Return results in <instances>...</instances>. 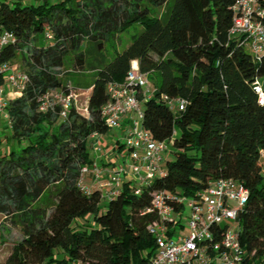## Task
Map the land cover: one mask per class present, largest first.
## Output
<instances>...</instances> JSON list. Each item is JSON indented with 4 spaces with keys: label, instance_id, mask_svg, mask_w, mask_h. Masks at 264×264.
Wrapping results in <instances>:
<instances>
[{
    "label": "trees",
    "instance_id": "1",
    "mask_svg": "<svg viewBox=\"0 0 264 264\" xmlns=\"http://www.w3.org/2000/svg\"><path fill=\"white\" fill-rule=\"evenodd\" d=\"M236 1L1 0L0 33L12 31L16 41L0 47V67L20 55L17 68L29 79L8 93L17 146L0 152V214L23 237L0 264H150V225L162 223L147 211L154 193L196 198L222 177L250 190L238 216L240 264H264V104L256 90L257 80L264 87V56L230 34ZM134 60L154 80L150 97L139 95L143 125L156 140L173 141L172 157L139 194L130 179L115 196L102 187L88 193L79 180L96 162L93 134L112 130L102 115L108 85L123 82ZM72 88L92 89L88 114L74 100L66 117L61 103L41 109L48 93ZM165 95L186 99L185 109ZM124 146L118 141V152ZM170 202L181 215L185 203Z\"/></svg>",
    "mask_w": 264,
    "mask_h": 264
},
{
    "label": "built area",
    "instance_id": "2",
    "mask_svg": "<svg viewBox=\"0 0 264 264\" xmlns=\"http://www.w3.org/2000/svg\"><path fill=\"white\" fill-rule=\"evenodd\" d=\"M234 10V23L230 34L238 36L240 44L245 48L249 46L252 55L260 60L264 56V0H237ZM14 41L16 36L12 31L4 30L0 33V47ZM28 79L27 73L10 62L0 67V114L5 113L9 117L6 112L8 91L5 82H9L13 91L21 92ZM149 82V74L142 71L138 61L134 60L123 82L113 81L108 85L110 98L102 107V115L111 129L122 128L126 120L130 122L124 135L128 154L124 163H114L106 170L97 162L91 168L84 166L79 180L84 191L89 193L92 190V186L86 182V175L90 172L97 180L106 178L102 187L107 189L108 197L117 195L126 179L135 182V193L139 194L144 185L151 184L156 177L166 173L165 158L173 141L156 140L143 125L144 102L139 95L142 94L144 99L150 97L152 90L148 88ZM256 90L259 101L264 104V87L259 80L256 82ZM77 96L74 88L68 95L50 92L42 98L41 109L46 111L53 108L55 103H61L62 116L66 117L73 100L81 111ZM164 98L170 105L176 103L179 110L186 107L187 100L184 98L173 99L167 95ZM85 110L86 113L82 112L88 114V107ZM96 136L99 134H93V138ZM94 145L99 153L102 152L98 141ZM249 197V188L231 177L216 180L201 190L196 198L156 191L152 206L147 211H156L162 223L155 222L150 225L151 231L157 237V250L150 264H240L245 250L240 240L238 216ZM170 199L178 203L184 202L190 207L188 234L178 232L180 223ZM170 232H173L172 235ZM71 264L87 263L74 260Z\"/></svg>",
    "mask_w": 264,
    "mask_h": 264
},
{
    "label": "rangeland",
    "instance_id": "3",
    "mask_svg": "<svg viewBox=\"0 0 264 264\" xmlns=\"http://www.w3.org/2000/svg\"><path fill=\"white\" fill-rule=\"evenodd\" d=\"M137 27V26H134ZM138 28V27H137ZM131 29L128 30V32H124L122 34L123 37V44H121L122 46L127 44L130 41V37H131ZM42 40L44 43L47 42L46 38L44 37V35L41 36ZM247 51L251 53V48L249 46L246 47ZM13 65H15L16 67H20V66H24L23 65V60L21 58V56L19 55L16 60L12 63ZM150 82H149V87L152 90V87L154 85V80H152L149 76ZM77 102H78V106L81 108V111L86 113V108L88 107V92L87 91H80L79 90V94L77 96ZM137 118V117H135ZM129 121L127 126H129ZM11 130L10 127V123H9V119L5 116V113L0 114V152H6L9 148V146L11 144H13L12 139L10 140L8 138V134ZM113 131L116 129H112ZM122 142H124V139L122 140ZM111 143V142H110ZM107 149L110 148L111 144H106ZM93 152V151H92ZM111 153H109L108 156H110ZM107 157V155H106ZM166 157H172L170 155V153H168L166 155ZM123 155L118 154V152L115 154L114 156V160L112 162V164L114 163H123ZM86 182H88V180H86ZM90 183V182H88ZM93 187V186H92ZM96 187H101V186H96ZM93 187V188H96ZM102 205H105V202L103 201ZM191 213V209L190 207H188L187 205L185 206L183 213L181 215L176 214L177 218L180 220L181 224L183 226H180L178 228V232L182 233V234H188L189 233V216ZM2 237V238H1ZM23 237V232L21 231L19 226H15L12 225L8 218H6L4 215L0 214V261H4L11 249L13 244L16 241H19L20 239H22ZM1 240H3L4 242H1Z\"/></svg>",
    "mask_w": 264,
    "mask_h": 264
},
{
    "label": "crops",
    "instance_id": "4",
    "mask_svg": "<svg viewBox=\"0 0 264 264\" xmlns=\"http://www.w3.org/2000/svg\"><path fill=\"white\" fill-rule=\"evenodd\" d=\"M5 85H6L8 93L13 91V89H12V87L8 81L5 82ZM75 90H76L77 94H79V90L80 91H87L88 92V101H89V97H90V94L92 91L91 88H89V89H75ZM9 123H10V121H9ZM127 124H128V120H126L124 122V126L122 128H120L116 131L111 130L110 133H108L107 135H99V136H96L94 138V141L95 142L98 141L99 146L102 148V152L99 153V151L96 150V147H94V149H93L94 158L96 159V162L99 164V166L101 168H103L104 170L111 168L112 162L114 160L113 158H114L115 154L118 152V149H117L118 141L122 142V140L124 139V135H125L126 129L128 127ZM10 127H11V124H10ZM7 136L11 140V130ZM103 144H108V145L111 144V146L108 150H104ZM15 146H17V144L14 143V141H13V144H11L9 146L7 151H10ZM109 153H111L110 156H108ZM121 153L123 155L122 159H123V163H124L125 157L128 154V148L126 147V145L123 147V149L120 152H118V154H121ZM106 155H107V157H106ZM86 180H88V182H90V183H88V182L87 183L93 187H96V186L102 187V185L106 181V178L104 177L103 179L97 180L95 178V176L92 173H90V175L87 176ZM102 188H103V191L106 192L107 189L104 187H102Z\"/></svg>",
    "mask_w": 264,
    "mask_h": 264
}]
</instances>
